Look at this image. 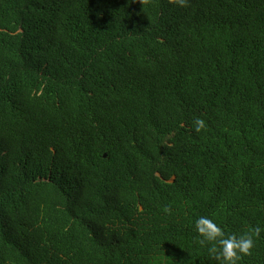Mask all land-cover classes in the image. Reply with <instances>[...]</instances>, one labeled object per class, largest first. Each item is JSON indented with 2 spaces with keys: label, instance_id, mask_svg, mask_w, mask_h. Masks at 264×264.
Instances as JSON below:
<instances>
[{
  "label": "trees",
  "instance_id": "obj_1",
  "mask_svg": "<svg viewBox=\"0 0 264 264\" xmlns=\"http://www.w3.org/2000/svg\"><path fill=\"white\" fill-rule=\"evenodd\" d=\"M200 215L264 225V0H0V264H218Z\"/></svg>",
  "mask_w": 264,
  "mask_h": 264
},
{
  "label": "clouds",
  "instance_id": "obj_2",
  "mask_svg": "<svg viewBox=\"0 0 264 264\" xmlns=\"http://www.w3.org/2000/svg\"><path fill=\"white\" fill-rule=\"evenodd\" d=\"M206 127V122L201 117H196L194 128L197 132ZM171 212V208H165ZM197 239L202 247L207 248L209 256L218 264H239L244 256L252 254L256 239L264 232V225L250 226L241 233H226L225 229L209 215H200L194 221Z\"/></svg>",
  "mask_w": 264,
  "mask_h": 264
}]
</instances>
